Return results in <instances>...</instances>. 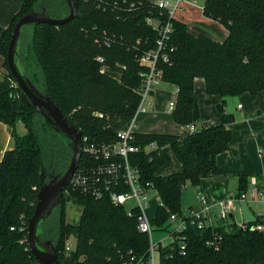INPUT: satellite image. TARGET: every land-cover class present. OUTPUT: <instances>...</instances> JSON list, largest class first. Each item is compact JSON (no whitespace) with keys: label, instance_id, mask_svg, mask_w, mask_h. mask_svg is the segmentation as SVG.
I'll return each instance as SVG.
<instances>
[{"label":"trees","instance_id":"1","mask_svg":"<svg viewBox=\"0 0 264 264\" xmlns=\"http://www.w3.org/2000/svg\"><path fill=\"white\" fill-rule=\"evenodd\" d=\"M55 1L65 5L60 18L67 16L66 0ZM52 2L26 0L12 24L0 29V55L7 71L0 81V122L10 128L14 142L0 163V264H38L29 249L27 232L19 230L21 218H32L41 188L65 172L73 155L70 142L47 118L21 102L22 90L7 58L19 19L31 12L45 11L49 16ZM203 14L226 28V39L219 42L206 35H192L185 23L147 0H80L78 16L71 22L30 25L32 37L26 46L21 33L17 68L39 93L54 102L88 144L114 143L142 99V75L149 68L140 59L158 48L159 30L148 20L161 26L170 24L156 67L160 80L178 89L173 121L195 127V79H204L207 93L224 101L247 93L255 100L264 92V0H205ZM164 55L167 61L162 59ZM98 57L104 59L103 64ZM39 75L42 90L37 85ZM234 121V115L225 114L223 124L205 122L186 136L134 134L135 145L157 146L150 152L142 149L130 154V160L139 169L141 182L152 184L163 203L152 226L169 231L173 238L167 247L158 244L156 264H264V234L253 228L264 224V216L244 227L236 223L201 226L202 220L190 218L181 233L171 229V215L184 216L181 201L187 184L198 188L207 177L226 175L217 165V157L230 149L232 132L227 126ZM19 124L27 130L25 135L18 133ZM43 134L53 138L55 146L65 147L59 169H51L45 162ZM165 147L172 148L180 164V171L168 178L158 174L165 164ZM83 160L84 156L81 165ZM239 181L238 195L248 192L249 178L239 176ZM69 202L82 209L77 223L67 222ZM48 218L40 223L38 236L52 243L60 264H123L132 257L150 264L149 236L138 230L137 220L127 215L124 206L92 196L64 195L55 215ZM71 237L75 248L67 252L66 242Z\"/></svg>","mask_w":264,"mask_h":264},{"label":"crops","instance_id":"2","mask_svg":"<svg viewBox=\"0 0 264 264\" xmlns=\"http://www.w3.org/2000/svg\"><path fill=\"white\" fill-rule=\"evenodd\" d=\"M25 1L0 0V29L8 28L12 24ZM147 1L158 4L162 0ZM171 2L173 3L174 0H171ZM204 2L205 0L183 1L179 9L175 11L173 18L185 23L192 35H206L221 42L228 36V31L223 25L205 17L203 14ZM4 61V57L0 55V81L7 74ZM177 91V87L161 80L154 86L149 97L150 106L146 112L151 115V119L155 123L150 133L181 136L191 133L188 126L177 125L173 121L172 113L168 112L170 103L177 100ZM240 105H242L241 108H239ZM225 114H232L235 117V121L227 126L232 132L230 149L217 157V165L226 175L203 179L200 187L196 188L199 196L197 205L187 208L202 210L205 205L209 206L207 224L210 226L229 225L232 223L240 225L244 222H254L257 217L264 216V202L254 200L248 206L251 210V217L248 219L245 217L243 208L241 209L240 207L241 205H239L240 208L237 205V210L224 222H221L216 217L219 209L218 204L232 196L238 195L240 187L239 176H247L249 178V190L254 184L253 182L256 181L264 191V92H261L255 100L247 93L241 97H229L224 101L220 96L207 93L204 79H195V104L193 110L195 128L199 129L205 122H212L216 125L223 124ZM136 132H138L137 129ZM12 143L10 128L0 122V163L5 152L12 148ZM168 150L169 155L176 162L175 168L173 167L174 169L172 168L173 170L171 171L168 170L170 159L164 153ZM163 154L165 164L158 174L168 178L180 171V164L171 147H165ZM164 171H166L165 174H163ZM237 215L240 216L241 221L237 220Z\"/></svg>","mask_w":264,"mask_h":264},{"label":"built area","instance_id":"3","mask_svg":"<svg viewBox=\"0 0 264 264\" xmlns=\"http://www.w3.org/2000/svg\"><path fill=\"white\" fill-rule=\"evenodd\" d=\"M185 0H162L157 5L159 8L167 10L170 17H173L175 11L179 9L181 3ZM148 22L159 30L160 40L158 41L157 50H153L146 54L140 62L142 65L149 68V72L143 74V89L141 92L142 99L137 108L135 116L125 129L117 133V141L114 143H87V139H82V158L83 163L80 164L74 173L69 185L65 188L64 194L70 197L74 194H81L85 196H92L96 199H107L115 206L126 207V212L129 217L137 220V227L141 233L147 234L150 239V264H156L155 250L157 243L153 240V226L152 219L148 215L149 197L154 196L158 200V207L163 206V203L157 196L155 187L150 184H143L141 182V175L138 168L132 165L130 154L138 153L142 149L146 152L153 151L157 148L156 144H150L142 148L133 143L134 134L136 133L135 126L137 118L140 114L148 111L150 106L149 97L153 91L154 86L160 80L161 72L157 70L156 64L160 56V51L164 49L165 40L171 31L170 24L160 25L156 20L149 19ZM167 61V56L162 58ZM97 61L104 63L102 57H98ZM176 106V102H171L168 112L172 113ZM242 105L239 106L241 108ZM191 133L195 131L193 125L188 126ZM85 142V144H84ZM81 158V160H82ZM251 187V191L242 193L240 195L232 196L231 198L220 202L216 217L220 221H225L230 218L233 212L237 210V204L244 202L249 194L251 201L259 200L264 202V191L259 187L255 181ZM202 202L205 203L204 200ZM209 207L204 206L202 210L189 208L184 211V216L176 214L171 215L170 222L172 223L173 233H181L186 229V219L197 218L202 220L201 226L207 223L209 218ZM22 224L19 227L20 232H27L29 221L24 220L22 216ZM246 223L239 226L244 227ZM254 230L264 234V224H257L253 226ZM12 231L16 230L14 227ZM75 248V240L73 237L66 242V251L71 252ZM123 264H143L135 258L126 261Z\"/></svg>","mask_w":264,"mask_h":264},{"label":"water","instance_id":"4","mask_svg":"<svg viewBox=\"0 0 264 264\" xmlns=\"http://www.w3.org/2000/svg\"><path fill=\"white\" fill-rule=\"evenodd\" d=\"M69 7V14L65 18H51L44 13L31 12L19 19L13 30L12 39L8 50V65L10 72L21 88V102L26 106H33L35 111L44 115L55 131L70 142L73 149L71 161L61 175L51 178L40 190L34 215L29 220L28 242L38 264H60L56 254V249L50 243V248L45 249L39 246L38 229L40 223L51 216L53 210L61 203L65 188L69 185L76 172L82 158V135L64 117L61 110L48 97L39 93L31 84L25 74L18 70L16 64V53L22 30L28 25H51L63 26L78 16L80 0H66ZM45 175V174H44Z\"/></svg>","mask_w":264,"mask_h":264},{"label":"rangeland","instance_id":"5","mask_svg":"<svg viewBox=\"0 0 264 264\" xmlns=\"http://www.w3.org/2000/svg\"><path fill=\"white\" fill-rule=\"evenodd\" d=\"M64 7H65V5L53 0V2L50 4V9L48 10L49 16L51 18H56V19L60 18L61 12L64 9ZM65 17H67V16H64L62 18H65ZM22 32H23L22 41H23V44L26 46L31 42L32 27L30 25H28L22 30ZM35 72L37 73V71H35ZM37 78H38L37 79V82H38L37 85L42 90L44 88L42 77L39 75ZM154 124L155 123L151 119L150 114H148V113L142 114L137 119L135 130L137 129V131L140 133H150V132H152ZM20 125L21 124L18 125L17 131L20 135H25L27 133V130L25 129L24 125H22V126H20ZM42 137H43L42 138V147H43L44 159H45L46 164L51 166V169H53V166H56L57 169L61 168L62 163H60L59 160L62 156V151L64 150L65 147L62 145L55 146L56 142L53 140V138H51L47 134H43ZM13 146H14V142L12 143L11 147L13 148ZM164 153L167 154V156L170 159L168 170L171 171L176 166L175 159L172 158L171 155H169V150L164 152ZM165 172L166 171H164L163 174H165ZM250 191H251V188H250ZM197 194L198 193H197V190L195 187H192L190 184L186 185V189L182 195V201H181L182 207L185 210H187V208L192 206V205H197V202H198L197 198L199 197ZM200 197H202V196H200ZM250 203H251V200L249 199V194H248L247 199L244 202H241V204L240 203L237 204L238 207H239V205H241L240 207H241V209L243 208V212H244L245 217L247 219L251 217V210L248 207ZM157 208H158V200L156 198H154V196L152 195L149 197L148 215L150 218H153L155 216ZM81 211H82V209L80 206H78L75 203L69 202L67 204V212H66L67 222L77 223L79 221ZM55 213H56V208L53 210L51 217H53L55 215ZM237 218H238L237 220L241 221L239 215H237ZM46 220L49 221V218H47ZM153 240L155 243H157V249L155 250V258L158 261V259H159L158 244L160 242H162L161 246L167 247L172 242L173 238L170 236L169 231H163L157 227H154L153 228Z\"/></svg>","mask_w":264,"mask_h":264},{"label":"flooded vegetation","instance_id":"6","mask_svg":"<svg viewBox=\"0 0 264 264\" xmlns=\"http://www.w3.org/2000/svg\"><path fill=\"white\" fill-rule=\"evenodd\" d=\"M50 180H48V182ZM39 246L42 247V248L48 249V248H50L51 245L49 243V240H44V239L42 240V239L39 238Z\"/></svg>","mask_w":264,"mask_h":264}]
</instances>
